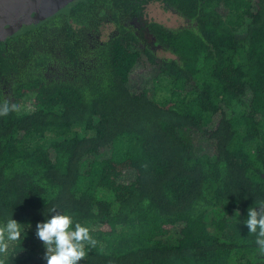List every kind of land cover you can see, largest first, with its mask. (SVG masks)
I'll use <instances>...</instances> for the list:
<instances>
[{
	"label": "trees",
	"instance_id": "16d2710c",
	"mask_svg": "<svg viewBox=\"0 0 264 264\" xmlns=\"http://www.w3.org/2000/svg\"><path fill=\"white\" fill-rule=\"evenodd\" d=\"M152 2L190 22L144 17ZM57 19L0 44V264H264V0ZM106 21L120 33L94 43Z\"/></svg>",
	"mask_w": 264,
	"mask_h": 264
},
{
	"label": "rangeland",
	"instance_id": "374dc122",
	"mask_svg": "<svg viewBox=\"0 0 264 264\" xmlns=\"http://www.w3.org/2000/svg\"><path fill=\"white\" fill-rule=\"evenodd\" d=\"M145 12L148 18L154 19L169 27H178L180 25L185 24V20L181 15L177 14L174 11L165 9L162 6V4L158 2L149 3L147 7L145 8ZM109 29H107V31H109ZM106 36H107V32H105V35L102 36V38H106ZM157 52L161 57L171 55L168 51H165L163 49H159ZM165 92L166 91H164L163 89H159V88L157 89L152 88L149 91L150 95L153 97L164 96ZM34 97L35 96L33 95H29V94L26 95L24 99L21 101V103L17 105V108H18L17 110L24 111L27 108V106H29L31 102L34 100ZM190 141L193 143L196 152L204 151V152H209L210 154H212V145L205 139L201 137H190ZM134 175L135 173L133 171H126V172H123L118 177V180L119 182H129L134 178ZM220 217H223V216L221 214L211 213L208 216V221L210 222L212 219H218ZM174 238L175 237L173 233H169L168 235H166L164 239L165 241L169 242L170 240H173Z\"/></svg>",
	"mask_w": 264,
	"mask_h": 264
},
{
	"label": "water",
	"instance_id": "95a60500",
	"mask_svg": "<svg viewBox=\"0 0 264 264\" xmlns=\"http://www.w3.org/2000/svg\"><path fill=\"white\" fill-rule=\"evenodd\" d=\"M75 1L78 0H64L59 4L60 1L57 0L56 6L48 8V12L68 10ZM47 4L46 0H0V37L24 32L36 25L39 18L31 16L33 8ZM41 19H44V16ZM5 23L11 26L6 28Z\"/></svg>",
	"mask_w": 264,
	"mask_h": 264
},
{
	"label": "flooded vegetation",
	"instance_id": "af4514ba",
	"mask_svg": "<svg viewBox=\"0 0 264 264\" xmlns=\"http://www.w3.org/2000/svg\"><path fill=\"white\" fill-rule=\"evenodd\" d=\"M41 1L45 2V0H41ZM46 1L48 2L47 5L37 6V7L33 8V12L31 14V16L32 17H36V18L38 17L39 21H38V23H36V25H34L31 28L27 29V31L32 29V28H34V27H48L50 24L54 25V23H55L54 21H57L58 20L57 18L62 19L63 16L64 17L66 16V19H68L69 22H71V13H72L73 6L80 0L75 1L69 7V9H68L69 11L68 10H63V11H55V12H52V13L48 12V8H51V6H56V4H57L56 1L57 0L56 1L55 0H46ZM58 1H60L59 2V4H60L64 0H58ZM43 16H44V19H41ZM144 17L148 18V16L146 15V12H145V16ZM134 20L137 22V27H140V23L139 22H141V20L138 19V18H134ZM184 20L186 22H190L189 19L184 18ZM4 26H6V28H9L11 26V24H9V23L6 24L5 23ZM118 27H119V25H117L115 23V21L103 22L98 29H95L93 33H90L91 40L94 43H98V44L102 43L105 40L110 39V37L113 36L115 33H120V30H119ZM107 29H109V31H107ZM24 32L16 33V34H13V35H10V36H2V37H0V44L7 43L10 38H13L15 35H18V34H21V33H24ZM105 32H107V36H106V38H102V36L105 35ZM47 67H48V70H50V71H52L54 73H64V71L67 70V68L59 66V64H57L56 61L49 62L47 64Z\"/></svg>",
	"mask_w": 264,
	"mask_h": 264
}]
</instances>
